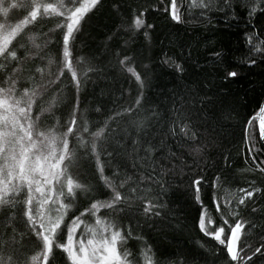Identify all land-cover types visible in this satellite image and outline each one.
Returning <instances> with one entry per match:
<instances>
[{"label":"trees","instance_id":"16d2710c","mask_svg":"<svg viewBox=\"0 0 264 264\" xmlns=\"http://www.w3.org/2000/svg\"><path fill=\"white\" fill-rule=\"evenodd\" d=\"M195 2L198 4L200 0ZM171 3L172 0H100L85 17L82 31L73 42L74 62L81 60L79 91L68 75L50 94L37 98L39 108L34 106V113L40 114L57 97L55 107L43 111L41 121L45 130L54 128L66 132L69 114L79 102L80 131L69 137V147L77 154L71 175L88 189L87 192L77 190L75 203L81 211L92 197L108 199L110 190L100 177L96 157L89 158L90 133L107 122V136L99 143L115 155L109 158L101 151L100 164L104 176L110 180L119 167L120 181L127 182L121 191L131 201V206L125 204V210L115 216L124 233L132 231L125 244L118 247L134 253L140 264H145V255L152 257L153 264H228L218 243L199 230L200 205L194 198L192 182L201 180V198L210 218L218 224L221 221L212 204L214 195L226 214L229 209L236 210L240 217L255 218L258 224H264V192L256 193L237 208L239 198L244 195L239 191L241 188L264 189V172L257 167H264V150L257 142L254 160L253 152H249L252 145L246 142L244 134L247 119L264 101V9L249 16L248 0H230L227 8L221 0H212L211 10L194 7L193 0H177L178 23L169 14ZM139 12L144 13L145 27L135 31L131 21ZM62 20V17L49 16L30 24L18 42L14 41L19 55L23 58L37 53L33 41L29 40L30 36L35 37V43L48 44V56L54 60L49 66L47 59L37 58L36 66L56 72L55 61L62 52V32L57 24ZM149 24L153 27L147 28ZM250 35L253 36L251 44ZM256 46L261 51H255ZM121 49L134 57L130 66L142 75V92L135 77L117 64L114 53ZM252 59L256 60L254 65H251ZM25 63L32 67L30 59ZM175 64L182 65L183 72H178ZM89 66L98 71L84 77L83 72ZM229 71H236L237 77L228 78ZM26 81L27 74L20 84ZM137 99L141 102L134 114L117 115L129 105H135ZM187 116L192 117L201 140L207 143L204 154L194 163L185 153L180 161H173L177 165L173 170L153 174L152 165L142 163L145 150L149 145L160 148L164 141V153L171 150L179 154L180 140L170 137L169 132L175 129L179 133L181 121L187 123ZM85 121L89 133L83 132ZM77 136L87 143L81 144ZM86 148L88 155L84 154ZM154 155L157 160L161 157L160 152ZM164 164L172 168L167 161ZM153 175L154 180L148 178ZM14 198L22 201L26 198L25 192ZM149 201L158 204L152 212L159 211L160 216L144 213ZM253 207L258 210L256 213L252 212ZM6 215L7 212H0V243L5 238L9 241L7 248L0 249V264H9V256L15 260L21 248L29 260L42 252V248L32 243L35 237L28 233L23 218L6 220ZM98 215L103 219L111 213L102 209ZM95 219L85 217L92 225ZM5 224L12 226L6 229ZM244 238L253 247L264 241L259 229H246ZM57 264H63L62 257ZM254 264H264V258L254 257Z\"/></svg>","mask_w":264,"mask_h":264},{"label":"snow or ice","instance_id":"6c2138e0","mask_svg":"<svg viewBox=\"0 0 264 264\" xmlns=\"http://www.w3.org/2000/svg\"><path fill=\"white\" fill-rule=\"evenodd\" d=\"M99 2L100 0H67L65 3V0H57V3L53 4L45 0H0V17L4 20L0 23V212L8 213L5 216L6 220L22 217L28 233L35 237L32 243L36 248H42V252L31 256L30 260L21 248L15 260L9 256V264H37L41 258L42 264H57L61 257L63 264H140V259L134 253L118 247L125 244L131 237L132 231L129 229L124 233L122 226L116 223L115 216L116 213L125 210V204L131 206V201L121 191L126 187L127 182L120 181L119 167L110 180L104 176V169L100 164L101 151L109 158L115 155L114 152H109L107 147H101L99 143L107 136V122L96 132L90 133L92 141L89 158L96 157L100 177L104 181V186L110 190L108 199L92 197L90 204L81 211L75 203L79 195L77 190L87 192L88 189L71 175V166L77 159V154L69 147V137L80 131L82 117L78 115L79 102L69 114L66 132H58L54 128L45 130L41 121L43 111H51L55 107L57 97H53V102L48 108L41 110L40 114L34 113V106L39 108L37 98L50 94V90L54 87L58 88L68 75L70 82L77 92L79 91L82 84L81 60L77 59L74 62L73 42L77 34L82 31L85 17ZM221 3L225 8L230 6V0H221ZM193 6L211 10L212 0H200L198 4L193 0ZM246 7L249 16H253L258 9H264V0H248ZM13 12L19 13V16L14 23H9L10 14ZM53 14L63 18L62 22L57 24V28L62 32V52L55 61L56 72L36 66L37 58L41 61L47 59L49 66L54 63V60L48 56L47 43L44 45L35 43V37L30 36L29 40L33 41L38 51L35 55L23 58L14 44L30 24L37 22L38 18ZM169 14L173 21L180 22L177 0H172ZM143 16L144 13L139 12L132 18V29L139 31L145 27ZM152 27L153 25H147V28ZM145 35L147 36V32ZM248 39L251 44L253 36L250 35ZM255 51H261V47L256 46ZM114 55L119 68L135 77L142 92L144 87L142 75L130 66L134 57L128 55L124 49ZM29 59L32 61V67L25 63ZM169 62L170 59L165 60V63ZM255 63L256 60L252 59L251 65ZM144 67L147 69L148 65ZM175 68L178 72H183L182 65L175 64ZM95 71L98 69L89 66L83 72V76L87 77L88 73ZM25 74L28 76V81L21 85L20 81ZM237 75L236 71L227 72L228 78H235ZM21 87L22 92H20ZM140 102L141 100L137 99L135 105H129L117 115L134 114ZM185 119L187 123L181 121L183 126L179 133L175 129L169 132L170 137L180 140L179 154L171 150L164 153V141H161L160 148L149 145L145 150L142 163L151 164L153 174L173 170L177 166L173 161H180V156L185 153L194 163L204 154L207 143L201 140V133L196 130L197 125L192 123V117L187 116ZM83 132L89 133L86 121ZM244 134L246 142L252 145L249 152H253L257 142H264V105L259 106L258 111L247 119ZM77 140L81 144L87 143L81 136H77ZM135 143L134 141L133 144ZM155 152L161 153L159 160L155 158ZM84 154L88 155L87 148ZM253 159L255 160L254 152ZM165 161L172 164L171 169L165 167ZM257 167L264 172V167L259 165ZM148 178L154 180L155 177L153 175ZM192 183L195 188L194 198L200 205L199 230L218 243L220 250L225 253L228 264H254V257L264 258V241L259 246L253 247L252 244L246 243L244 238L246 229H259L264 236V224H258L255 218H242L240 212L236 210L229 209L226 214L219 198L214 195L212 204L221 221L218 224L216 220L210 218L209 211L201 198V180L195 179ZM25 189L26 198L22 201L14 198L22 196ZM239 191L244 195L239 198L237 208L245 205L246 200L252 199L256 193L264 192V189L251 186L250 190L241 188ZM157 207L156 202L149 201L143 211L146 215L151 213L160 216L159 211L152 212ZM73 208L75 211H71ZM102 209L110 212L111 216L102 219L98 215ZM257 211L255 207L252 208L253 213ZM88 216L96 217L94 225L86 222L85 217ZM11 226L4 225L6 229ZM82 227L83 231L78 232ZM13 232H15L14 228ZM78 235L79 239H77ZM86 236L87 239L84 238ZM12 243L15 248L14 236ZM8 244V239H3L0 249L7 248ZM144 259L145 264H153L152 257L145 255Z\"/></svg>","mask_w":264,"mask_h":264},{"label":"rangeland","instance_id":"374dc122","mask_svg":"<svg viewBox=\"0 0 264 264\" xmlns=\"http://www.w3.org/2000/svg\"><path fill=\"white\" fill-rule=\"evenodd\" d=\"M45 2H46V0H45ZM57 2L55 1L53 4H56ZM170 11H171V9H170ZM11 15V19L9 20V23H14L15 21H16V19H17V17L19 16V13H15V12H13V13H11L10 14ZM52 16H55L54 14L52 15ZM4 22V20H3V18L2 17H0V23H3ZM26 189L24 190V192H25V195H26ZM83 230H78V232H82ZM80 237H79V235L77 236V239H79ZM85 239H87L88 237L86 236V237H84ZM37 264H42V258L40 259V260H38L37 261Z\"/></svg>","mask_w":264,"mask_h":264},{"label":"water","instance_id":"95a60500","mask_svg":"<svg viewBox=\"0 0 264 264\" xmlns=\"http://www.w3.org/2000/svg\"><path fill=\"white\" fill-rule=\"evenodd\" d=\"M262 105H264V101H263ZM262 105H261V106H262ZM260 145L262 146V148H263V150H264V142H260Z\"/></svg>","mask_w":264,"mask_h":264}]
</instances>
